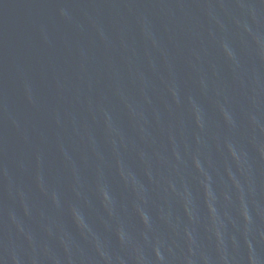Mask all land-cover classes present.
<instances>
[{
    "label": "water",
    "instance_id": "1",
    "mask_svg": "<svg viewBox=\"0 0 264 264\" xmlns=\"http://www.w3.org/2000/svg\"><path fill=\"white\" fill-rule=\"evenodd\" d=\"M0 120L113 264H264V0H0Z\"/></svg>",
    "mask_w": 264,
    "mask_h": 264
}]
</instances>
